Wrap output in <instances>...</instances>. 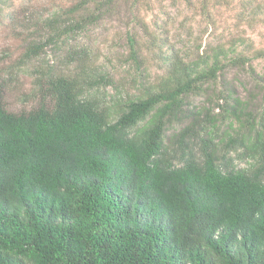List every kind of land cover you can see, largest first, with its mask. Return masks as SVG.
<instances>
[{
	"label": "trees",
	"instance_id": "obj_1",
	"mask_svg": "<svg viewBox=\"0 0 264 264\" xmlns=\"http://www.w3.org/2000/svg\"><path fill=\"white\" fill-rule=\"evenodd\" d=\"M146 1L77 0L47 17V39ZM128 43L142 70L146 50L136 34ZM148 43L162 71L132 94L102 92L110 76L80 49L67 71H41L30 108L9 106L0 74V264H264V51L241 36L189 59ZM230 69L249 74L253 95ZM200 95L211 106L191 107Z\"/></svg>",
	"mask_w": 264,
	"mask_h": 264
},
{
	"label": "rangeland",
	"instance_id": "obj_2",
	"mask_svg": "<svg viewBox=\"0 0 264 264\" xmlns=\"http://www.w3.org/2000/svg\"><path fill=\"white\" fill-rule=\"evenodd\" d=\"M76 1L0 0V74L3 73L8 80V103L12 109L30 108L38 104L41 71L53 68L67 71L65 54L70 48L86 53L85 63L89 67L108 73L113 83L101 88L108 95L132 94L139 90L144 75L151 78L160 76L159 54L152 51L148 43L153 37L158 43H155L156 46L173 47L188 59L209 45L226 43L239 36L250 42L253 49L264 51V0L252 1L262 4L259 14L253 9L255 5H245V0H148L144 5L140 4V8L137 6L139 11L124 6L118 14L106 17L90 29L75 32L64 40L58 37V45L49 43L50 30L44 23L47 17ZM132 12L137 13L136 16ZM133 17H137L138 21L144 20L148 29L143 23H136ZM131 34H136L138 43L146 50L147 58H144L142 70L129 53L128 37ZM36 43L43 47L41 54L29 59L26 52ZM254 65L257 72L264 73V58L255 59ZM229 72L230 78L238 76L233 79L242 96L253 95L248 94V89L254 86L249 74L242 72L239 75L236 69ZM190 100L191 107L211 106V101L205 95L191 96ZM188 123L177 124L167 135ZM237 164L240 167L248 165L244 160H238Z\"/></svg>",
	"mask_w": 264,
	"mask_h": 264
}]
</instances>
